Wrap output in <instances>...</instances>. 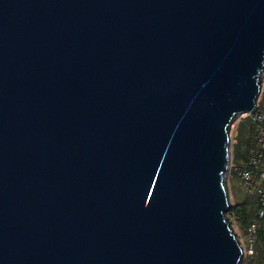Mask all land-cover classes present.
<instances>
[{
    "label": "water",
    "instance_id": "95a60500",
    "mask_svg": "<svg viewBox=\"0 0 264 264\" xmlns=\"http://www.w3.org/2000/svg\"><path fill=\"white\" fill-rule=\"evenodd\" d=\"M263 76L264 0H0V264H244Z\"/></svg>",
    "mask_w": 264,
    "mask_h": 264
},
{
    "label": "built area",
    "instance_id": "2783aa9c",
    "mask_svg": "<svg viewBox=\"0 0 264 264\" xmlns=\"http://www.w3.org/2000/svg\"><path fill=\"white\" fill-rule=\"evenodd\" d=\"M264 91V76L262 83V92L257 106L252 113L244 114L240 118L249 121L253 127L254 146L251 149L249 161L246 166H234L231 161L228 182L236 176L239 186L249 196L256 197L259 200V207L247 231L243 234L236 230L238 239L244 252V264H254L257 254L258 234L262 228L261 220L264 219V103L261 98ZM233 168V171H232ZM261 264H264V251L261 257Z\"/></svg>",
    "mask_w": 264,
    "mask_h": 264
},
{
    "label": "trees",
    "instance_id": "16d2710c",
    "mask_svg": "<svg viewBox=\"0 0 264 264\" xmlns=\"http://www.w3.org/2000/svg\"><path fill=\"white\" fill-rule=\"evenodd\" d=\"M262 102L264 103V91L261 98ZM247 122V121H244ZM239 146L243 147L245 150V154L241 156V160L238 161L236 159V149L239 148ZM254 146V133H253V127L251 123L246 128V138L243 140L242 144H235L233 146L232 151V163L234 166H246L249 161V156L251 149ZM233 171V168H232ZM233 180L230 181V186L232 187V182L234 180L238 181L236 176H233ZM244 191V190H243ZM245 193V191H244ZM259 207V200L256 197L249 196L245 193L244 200L241 199V201H234L232 203V209L228 213V218L232 222V225L234 229L240 230L243 234L247 231V228L251 222V220L256 217V213ZM262 228L259 231L258 234V244H257V254L254 259V264H261V257L263 255L264 251V219L261 220Z\"/></svg>",
    "mask_w": 264,
    "mask_h": 264
},
{
    "label": "rangeland",
    "instance_id": "374dc122",
    "mask_svg": "<svg viewBox=\"0 0 264 264\" xmlns=\"http://www.w3.org/2000/svg\"><path fill=\"white\" fill-rule=\"evenodd\" d=\"M241 117V116H240ZM238 117L232 127V147H231V157H232V151L233 146L236 144H242L243 140L246 138V128L250 124L249 121L243 122V118ZM245 154V150L243 147L239 146V148L236 149V159L238 161L241 160V156ZM229 191H230V199L233 203L234 201H241L245 198V193L243 189L239 186V182L234 180L232 182V187L229 185Z\"/></svg>",
    "mask_w": 264,
    "mask_h": 264
}]
</instances>
